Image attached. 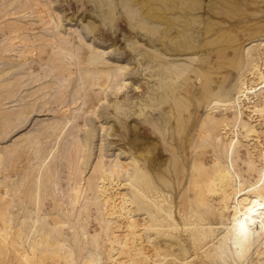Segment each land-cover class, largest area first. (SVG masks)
I'll list each match as a JSON object with an SVG mask.
<instances>
[{
	"label": "bare ground",
	"instance_id": "6f19581e",
	"mask_svg": "<svg viewBox=\"0 0 264 264\" xmlns=\"http://www.w3.org/2000/svg\"><path fill=\"white\" fill-rule=\"evenodd\" d=\"M25 1L31 7L34 4L41 5V10L38 9L40 12L38 11L37 19L39 18V22L45 25L52 23L53 32L56 34L57 39L64 41L65 33L63 34L61 30L63 26L65 27L63 23L64 15H62L63 10L56 8L55 3L61 4V1H64L69 6L68 0ZM89 1L92 2L91 4L96 10L99 9L98 13L95 12V14L98 17L100 16L102 24L109 25L110 28L114 27L113 24L107 23L113 21L114 16L119 11L121 12L119 14L126 17L125 23L132 29L133 37H138L136 29L145 31L146 34H150L153 29L157 31V37H154V32L150 34L149 42L153 43L156 41L160 49L151 44L152 47H144L139 50L141 48L139 41L126 38L127 42L125 44L127 48L135 51L138 63H140L142 58H145L146 64L143 63L144 70L145 68L156 70L148 74V78L152 77L155 79L154 85L156 88L142 89L136 97L137 101L130 100L131 102L129 103L135 105V108L138 107L139 115H143L145 108L153 104H156L158 108L161 105L164 106L161 110V115L159 114L161 123L155 127L159 122H156L155 118L157 117H155L154 120L153 118L150 119L156 123L149 124H152L154 131H159L164 144L168 146V143H171V147L169 146L171 163L161 169H163L164 173H169L172 178H175V185L176 183L180 184L185 177L188 178V184L190 186L193 185V189L198 194V197L196 198L195 196V199H193L195 205L197 207L198 204L200 206L199 209L202 208V210L197 211L196 207L189 205V210L186 212L184 205L181 212V222H179L173 212L172 204L174 201L171 198V194L165 193L164 189L162 188V190L158 185L160 181L161 185L164 184L168 186H166L167 188H173V182H171L169 175L168 178L162 175L153 178L151 173L157 170L158 167L155 164H151L149 160H145L146 163L142 161L143 165H140L137 163V161L140 162L139 160L136 161L135 158H132L131 155L133 153L127 157L130 162L122 160L117 154L110 158L108 162H105L103 155L102 157L100 155L99 159L100 152L98 153V160L95 163L93 162L88 171L90 173L86 177L84 176L85 180L82 182V178L75 174L72 178L73 183L68 187L69 203L71 205H79L80 207L91 205L96 213L95 219L100 224L98 226L100 240L96 238V233H92L91 243L94 244L95 250H92V245L90 247L91 251L87 250L85 255H82L76 261L74 258L77 257L73 258L72 250L64 243L63 234L56 227L58 221L51 222L47 220L49 219L47 216L39 213L41 208H38L40 194L38 192L40 184L38 185L37 183L39 182L37 177L39 176L40 178V175H38L40 173H38L36 177L37 184L35 183V186H38H36V195L32 202V208L26 206L23 210L21 206L22 211L20 215L15 217V221L8 214L7 204L0 202V256L7 258V264H13L12 262L16 264H46L47 255L57 254L55 247L58 246L60 249L66 248L68 250V255L63 257L65 264H150L153 253H150L145 243L147 241L152 242L150 241L152 236L150 234L146 236V234L148 231H154V234L152 233L153 236L158 235V237H161L152 243V252L157 251L155 253H160L158 251L164 250L165 254L163 257L168 260V264H264V35L252 36L253 38H250L243 46L246 61L238 62L239 59L236 57L238 59V63L234 62L237 65L236 69L232 67V64L230 66L237 71L236 77L238 78V81L234 79L236 82L234 92L237 99L235 104L231 100L221 97V94L230 93L229 89L226 90L223 87V82H216L212 77H208V75L215 74L218 71L225 56L221 50L222 47L214 49L209 47L219 41H216L219 38L215 35L221 36L226 32L230 33L238 23L233 21L222 24L219 21L210 20L213 12L217 14L215 10H219L215 9L219 6L217 3L223 0H209L208 3H205L204 0ZM247 3L249 4V2ZM228 13L226 11V14ZM204 15L206 18H204ZM106 21L108 22L106 23ZM13 22L16 21L13 20ZM81 25L87 34H91L95 29L93 21L82 22ZM258 28H262V26ZM66 31L70 38H74L73 44L76 50H81L78 59L84 63L82 71L85 76L87 75L88 80L90 79L91 85H97L98 82L95 80L99 81L98 78L102 76L110 79L118 78L119 82H123V71L126 68V63H118L109 59L106 56L105 47L94 44L93 41H87L77 27L68 26ZM9 32L11 37H9L10 41L8 40L9 42L7 43L13 46L12 48L20 47L22 49L23 47L24 49L29 46L28 39L19 37V30L12 29ZM261 32L259 34H263ZM50 33L52 34V32ZM139 34L142 38L147 37L144 33ZM211 36L213 37L211 38ZM98 38L102 40L104 36ZM5 39L7 40V38ZM29 39L31 38L29 37ZM93 39L96 38L93 36ZM234 39L235 41L237 40L236 37ZM100 43L102 42L100 41ZM108 48L112 47L108 46ZM233 48L235 47H232L231 50ZM112 49L114 52L118 51L117 48ZM62 51L70 56L75 54V49L74 53L67 49H62ZM17 54L22 57L21 50H18ZM19 61L22 62V60ZM18 63L16 65L19 66L20 64ZM21 64L25 63L22 62ZM204 73L208 79L201 81L199 84L200 96L205 98L204 112L199 120L198 128L195 129V133L192 132L193 134H191L189 130L194 128V126L189 124L191 115L188 114L183 117L179 110L180 102L183 99L181 98L182 94L186 95L188 91L181 86L188 83L192 76L198 79ZM80 95L82 94L80 93ZM125 106L127 109L134 108L126 103V105L117 104L116 110L120 108V110H125ZM71 108L74 113L79 110V107H76L75 104ZM64 111L66 110L61 112L64 114ZM217 112H220V114ZM63 114L62 116L64 117ZM64 120L65 125L70 121L67 116H65ZM59 121L61 120H55L53 126L59 125ZM174 124L177 126V136ZM220 126H224L225 137L228 140L226 145L223 144V150H228L227 153L229 154L227 155H234L231 158V163L242 159L245 164L244 168L238 167L235 174L221 160L219 155L215 154L216 152L211 153V161L209 165H206L203 161L205 157L201 159L199 157L201 156L200 152L197 153L195 150L197 146L208 144V139L210 138L214 141L218 140L219 132H216V130ZM258 126L260 129L257 128ZM182 132H185V135L180 134ZM236 143H240L244 147V151L242 152L240 148H234V153H230L233 150V144ZM173 144L180 146L187 156L189 153V167H186V164H183L182 160L177 158L178 154L173 148ZM193 152H196V155H193ZM45 161L46 159L43 160L42 164ZM172 163L173 168H171ZM235 165L239 166L238 164ZM121 171H123L122 174H125L124 178L119 176ZM97 172H99L98 176L95 175ZM164 173L162 174L164 175ZM186 173H189V175L187 176ZM44 185H47V183ZM178 186L180 187V185ZM185 192L183 191L184 195L186 194ZM185 200L187 203V199ZM181 204L180 207L183 205ZM87 214H89L88 210ZM138 214L141 216L142 223L139 222ZM208 214H211V220L213 217L216 221H207L203 216ZM72 216L73 213L71 212L66 218L71 220ZM79 216L80 212L78 211L77 214H74L75 220H78ZM14 222L15 224H13ZM63 223H65V220H62L61 224ZM181 234L186 235L184 240L180 238ZM90 244L88 243V245ZM100 244L104 247L105 262L103 261L102 253H100L101 251H98L99 246L101 248ZM76 245L78 246V244ZM189 246L190 250L191 248L193 249L192 253L188 251Z\"/></svg>",
	"mask_w": 264,
	"mask_h": 264
},
{
	"label": "rangeland",
	"instance_id": "374dc122",
	"mask_svg": "<svg viewBox=\"0 0 264 264\" xmlns=\"http://www.w3.org/2000/svg\"><path fill=\"white\" fill-rule=\"evenodd\" d=\"M208 1L209 0H204L205 3H208ZM223 1L217 3L219 6L216 5L217 7L215 9L219 10H215V12L218 15L213 12V16L210 17V20L213 19V21H219L222 24L233 21H237L238 23L233 27V30L230 33L226 32L225 34L221 35L222 37L215 35L217 38H219L216 39V41H219H217L218 43L216 42L209 47L213 49L216 47H222L221 50L225 56L224 61L219 67L218 71L215 74L212 73L211 75H208V77H212V79H214L216 82H223V87L226 90L229 89L230 93L221 94V97L231 100V102L234 103L236 101L237 103V99L235 97L236 93L234 91L236 87L235 81L236 79L238 81V78L236 77L237 71L234 70L236 69L237 65L234 64V62L236 63L238 59V62H242V60L245 62L246 58L243 53V46L245 43L250 40V38L264 35V0H245L244 3V0ZM247 2H249V4ZM68 3L69 6H67L64 1H61V4L57 2L55 3V7L59 10L61 8L63 10L62 15H64L63 23L65 27L63 26L61 30L63 31V34H65L64 41H61L57 39L56 34L53 32L54 29L52 28V23L45 25L39 22V18L37 19V15L41 10V5L34 4L31 7L25 0H0V71H2V76L0 75V195L3 194V196L0 197V202L7 204V210L9 212L8 214H10L13 221H15V217L20 215L22 208L23 210L26 206H30L32 208V202L34 201V196L36 195V186L40 184L38 190L40 193L38 199V208L41 209L39 213L47 216L49 218L47 220L51 222L58 221V224L56 223V227H58L59 231L62 232L64 243L69 246L70 250H72L73 258L77 257L74 258L77 261L82 255H85L87 250H90L92 245L93 249H91L95 250L94 244L91 243L93 235L92 233H96V238L100 240V230L98 229L100 224L98 220L95 219L96 213L91 205L80 207L79 205L73 206L69 203L70 197L68 187L73 183L72 178L74 175H79L83 182L85 180L84 176L86 177L90 173H88V171L90 170L93 162L95 163V161L98 160L97 157L98 153L100 152L99 159L100 155L101 157L103 155L105 162H108L109 159L116 154L122 160L130 162L129 158L127 157L133 153L131 155L132 158H135L136 161L139 160L140 162L137 161V163L140 165H143L142 161L146 163L145 160H149L151 164H155V166L158 167L157 170H154L155 173L154 171L152 172L153 174L151 173L153 178H156L160 175L168 178L170 174L164 173V171H162L163 169L161 168H164V166L171 163V150H169L171 143H168V146L167 144H164L159 131H154L153 126H151L157 121L159 122L155 125V127L161 123L159 117L164 106L161 105L158 108L156 104H153L150 107L156 108H145L143 115L147 118H144L143 115H139V112L137 111L138 107L135 108V105L129 103L134 100L137 101L136 97L142 89L149 90L152 87L156 88L154 85L155 79L152 77V79L148 78V74H151L156 70H151L150 68H145L144 70L143 66L146 64L145 58H142L140 63H138V60L135 57V51L127 48L125 44L127 42L126 38L139 41V44L141 45L139 50H142L144 47H152L151 44H154V46H157L160 49L156 41L153 43L149 42L150 34L154 32V37H157V31L153 29L151 33L149 32L150 34H146L145 31L143 32L142 30L136 29L138 37H133L134 34L132 29L127 23H125L126 17L119 14L121 12L118 11L117 15L114 16L113 21H106V23L108 22L107 24H113L114 27L110 28L109 25L106 26L102 24L103 22L100 16L98 17L95 14V12L98 13L99 9L96 10L91 4L92 2L89 0H68ZM28 7L29 9H27ZM226 11L229 13L226 14ZM51 12L53 13L52 10ZM31 16L35 17L31 18ZM204 18H206L205 15ZM13 20L16 22H13ZM89 21H93L95 24V29L91 34H87L81 25L82 22L86 23ZM68 26L77 27V29L80 30L87 41H93L94 44L105 47L107 51L106 56L109 59L117 61L118 63H126V68L123 71V82H119L118 78L110 79L102 76L98 78L99 81L95 80L98 82L97 85H91L90 79L88 80L87 75L85 76L84 72L82 71L84 63L78 59L81 50H76V47L73 44L74 38L72 39L67 35L66 29ZM261 26L262 28H258ZM12 29L19 30L20 38L28 39V47H25L24 49L23 47L22 49H20V47L12 48L13 46H10L9 43H7L10 41L9 37H11L9 30ZM255 30H257V33L254 32ZM50 32H52V34ZM260 32L263 34H259ZM139 33H144L147 37L142 38ZM92 35L96 39H93ZM103 36L104 38H102ZM213 36H211V38ZM29 37L31 39H29ZM98 37L102 38L103 41ZM235 37L238 40H236L237 42L234 39ZM5 38H7V40ZM113 40H115V42L112 43ZM100 41L102 43H100ZM108 46L117 48L118 51L114 52L112 51L113 49L108 48ZM232 47L235 48L231 50ZM73 48L75 49V54L71 56L62 51V49H67L74 53ZM16 49L17 51H22V57L18 56L17 51H15ZM30 51L31 53H29ZM17 56L18 58H16ZM19 60H22V62L25 64H21L22 62ZM227 61H229L230 64ZM17 63L20 65H16ZM230 66L235 68L232 69ZM66 67L69 69L67 70ZM217 76L219 77L217 78ZM208 77H206L205 73L204 75L199 76L198 79L192 76L188 83L181 86L188 91L186 95L182 94L181 98L183 99L180 102L179 110L181 111L183 117L188 114L191 115L189 124L194 126L193 129L189 130L191 134H193L192 132L195 133V129L198 128L199 120L204 112L205 98L200 96L199 84L201 81L208 79ZM92 80L94 81L93 78ZM80 93L82 95H80ZM116 103L119 105H126L127 103L129 106L132 105L131 107L134 108L127 109L125 106V110H120L121 108L116 110ZM74 104L76 107H79V110H77L78 112L75 111L76 114L71 108ZM63 110H66L64 111V114L62 113ZM116 111L117 113H115ZM150 111L153 112L151 113ZM61 113L64 115V117ZM217 113L220 114V112ZM65 116L70 119L67 125H65ZM150 118H153V120L155 118L156 122ZM55 120H61L59 121V125L53 126ZM150 123L152 124L149 125ZM174 127L175 134L177 136L178 134L176 124H174ZM257 128L260 129L259 126ZM224 130V126H220L216 130V132H219L218 140L214 141L210 138L208 139L209 145L206 144L205 146H197L195 150L197 153L200 152L199 154L201 156H199V154H197V156H199L201 159L202 157H205L203 161L206 165H209L211 161V153L216 152L215 154L219 155L221 160L225 162L228 168L235 174V172L238 170V167L244 168L245 164L242 159L236 160V162L232 161L231 163V158L234 155H227L229 154L227 153L228 150H223L222 147L223 144L226 145L228 142L227 137H225L226 133ZM180 134L185 135V132ZM209 140L212 141L213 145ZM173 148L178 154L177 158L182 160L183 164H186V167H189V153L188 156L184 154L182 148L180 146H176V144H173ZM234 148H240L242 152L244 151V147L240 143L233 144V150L230 153H234ZM196 152H193V155ZM42 159H46L43 164ZM157 160L160 162L158 163ZM235 164H238L239 166ZM173 167L174 166L172 163L171 168ZM39 169L43 171H38ZM44 171L46 172L44 173ZM161 171L164 173V175L160 173ZM122 173L123 171L119 173V176L124 178L125 174ZM37 174L40 175V178L39 176L37 177ZM98 174L99 172H97L95 175L98 176ZM4 175L7 176L5 177ZM186 175L188 176L189 173H186ZM36 177L39 182H37ZM170 178L171 182H173V188H167L168 186L166 185V187L164 184L161 185L160 181V184L158 182L157 183L161 189H164L162 190L165 193L171 194V198L174 201L172 204L174 215L176 219L181 222L182 207L185 205L184 209L186 212L189 210V205L196 207L195 201L193 199H195V196L197 198L198 194H196V190L193 189L194 186H190L188 184V178L185 177L180 184L176 183V185L174 182L175 178H172L171 176ZM156 181L158 180L156 179ZM36 182L38 185L35 186ZM43 183H47V185H44ZM41 185L46 187L43 188ZM178 185H180V187ZM122 187L124 188V186ZM183 191H186L185 195ZM179 193L183 195H179ZM184 197L187 199V203L189 204L186 203ZM178 202L180 204L185 202L186 204H181L182 206L180 207ZM199 208L200 206L197 204V211L202 210V208ZM87 210L89 214H87ZM78 211L80 212V216L78 220H75L74 214H77ZM71 212L73 213V216L70 220V218L66 217H68ZM85 214L88 216H85ZM203 217L209 222L216 221L213 217L212 220L210 219L211 214L205 215ZM138 219L140 223L143 222L141 221V216H139V214ZM62 220H65V223H63L64 225L61 224ZM13 224H15V222ZM153 232L148 231L146 234V236L148 234L152 236L150 238V241L152 242L147 241V243H145L147 249L149 248L150 253L154 254H152V263L150 261V264H168V260L163 257L165 254L164 250L158 251L160 253H155L157 251L152 252V243L161 237H158V235L153 236ZM97 234H99V236H97ZM180 238L184 240L186 235L181 234ZM75 243L78 244V246ZM88 243L91 244L88 245ZM55 250H57L56 253L58 255H47L46 264H65L63 257L68 255V250L66 248L60 249L58 246L55 247ZM98 251H101L100 253H102L103 261L105 262L106 256L104 254L105 251L103 245H101V248L99 246ZM188 251L189 253H192L193 249L191 248L190 250L189 246ZM12 263L16 264L15 262ZM0 264H7V258L0 256Z\"/></svg>",
	"mask_w": 264,
	"mask_h": 264
}]
</instances>
